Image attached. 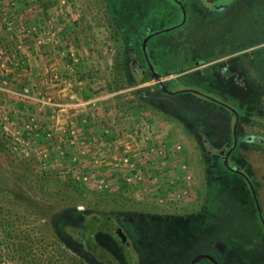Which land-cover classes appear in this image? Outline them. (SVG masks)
<instances>
[{"label":"rangeland","instance_id":"obj_1","mask_svg":"<svg viewBox=\"0 0 264 264\" xmlns=\"http://www.w3.org/2000/svg\"><path fill=\"white\" fill-rule=\"evenodd\" d=\"M60 1L0 0V264H100L73 234L93 216L109 218L96 239L121 264H264L250 188L221 169L236 112L228 164L252 182L264 219V0H67L57 21ZM156 31L146 51L174 93L130 69L127 54L141 58ZM146 119L182 145L194 187L186 203L142 198L113 169L110 154ZM129 162L146 181L149 162ZM214 196L217 223L199 232L177 223L202 216Z\"/></svg>","mask_w":264,"mask_h":264},{"label":"built area","instance_id":"obj_2","mask_svg":"<svg viewBox=\"0 0 264 264\" xmlns=\"http://www.w3.org/2000/svg\"><path fill=\"white\" fill-rule=\"evenodd\" d=\"M66 3L70 4L67 0L57 3L52 10L51 19L65 20ZM60 25H64V22ZM109 130L110 127L105 128L108 136ZM129 138L130 146L126 144L123 152L119 153L116 148L110 154L112 159L119 161L114 162L113 169L124 170L122 175L128 188L139 190L142 198L153 197L160 203H175V205L186 203L194 187L182 145L175 143L170 146L169 134L165 131V126L150 119L133 123ZM132 159L149 162L151 174L146 181L141 167L129 162ZM97 187L102 188V184L98 183Z\"/></svg>","mask_w":264,"mask_h":264},{"label":"trees","instance_id":"obj_3","mask_svg":"<svg viewBox=\"0 0 264 264\" xmlns=\"http://www.w3.org/2000/svg\"><path fill=\"white\" fill-rule=\"evenodd\" d=\"M153 65H154V68L158 71L157 64L155 61H153ZM209 67L210 66L208 65L205 67V69L209 68ZM214 70L215 69L212 67V69L211 68L209 69V72H210L209 74H208V71H204V72H206L205 74L210 76L211 79H214L215 78ZM181 71L182 70H180L179 72H181ZM171 85L172 86L170 88L178 87L177 82L172 83ZM155 87H159V85L155 84ZM117 88H120V86H117ZM238 112H239V114L243 113L242 111H238ZM250 114L251 113H247L246 116L251 118L252 115H250ZM261 137L258 138L259 141H257V145L264 147V137H262V138ZM246 142H247L246 144H248V145L251 144V142H249V141H246ZM251 145H253V144H251ZM221 169L222 170L225 169V170L229 171V169L226 168L224 166V164H222ZM221 171L218 172L219 175L225 177L226 175ZM231 172H233V171H231ZM233 173H234V175H232V176H236V178L239 177L242 179V176L240 174H237L235 172H233ZM249 196H251V193ZM212 199H213V203L215 202L214 203L215 205H213V204L208 205L206 210H204V212H203L204 214L202 216L199 213L197 215H193L195 218L192 216L188 219L179 218V219H177V223H179L181 226H186V229H188V230L196 231V232H199L201 229H204L206 227L207 228L210 227L215 222L217 223L218 218L222 217L221 215L223 213L224 207H223V204L221 203V199L219 197L214 196V197H212ZM250 199H251V202L253 204V207H255V205L253 203L254 199L252 200V196L250 197ZM79 214H81V213H79ZM258 218H259V216H258ZM175 220L176 219H173L172 221H175ZM258 223L260 225V228L264 231V226L261 223L260 218L258 219ZM110 224L111 223L107 217L93 216V217L85 220V222L81 221L79 225H72V226H75V229L73 230V234L76 237V239H78V242H76L77 246L80 248L82 254L91 258V260L93 262H97L100 264H121L116 258H114V256L110 253V251H108L102 245H100L96 239V234L102 233V232L103 233H109L110 232L109 231V225ZM66 225H68V223H65V222H64V224L62 223V230L64 229L63 227ZM261 260H263V258Z\"/></svg>","mask_w":264,"mask_h":264},{"label":"water","instance_id":"obj_4","mask_svg":"<svg viewBox=\"0 0 264 264\" xmlns=\"http://www.w3.org/2000/svg\"><path fill=\"white\" fill-rule=\"evenodd\" d=\"M183 14H184V10H183ZM165 30H168V29H165ZM161 31H156V32H150L148 33L143 41H142V49L144 51V56H145V60L148 64V66L150 67V71L152 73V76L154 78V83L159 85L164 91L166 92H170L166 86H165V83L162 79H160V76L158 74V72L156 71V69L154 68L153 64L151 63L149 57H148V54H147V51H146V45H147V42L148 40L154 36L155 34L159 33ZM196 92V90H193ZM177 92V91H175ZM235 115H236V120L234 122V125H233V130H232V133H233V143H232V146L231 148L226 152V154L224 155L223 157V163L226 167H228L229 169L239 173L240 175H242V177L246 180L249 188H250V191L252 193V196H253V199L255 201V204H256V208H257V213H258V216L262 222V224L264 225V219H263V216H262V212H261V208H260V205H259V202H258V199H257V196H256V192L254 190V187H253V184L252 182L250 181V179L248 178V176L243 172L241 171L238 167H232L228 164V155L230 153V151L232 150L233 147H235L236 143H237V135H236V127H237V119H238V115L237 113L235 112Z\"/></svg>","mask_w":264,"mask_h":264},{"label":"flooded vegetation","instance_id":"obj_5","mask_svg":"<svg viewBox=\"0 0 264 264\" xmlns=\"http://www.w3.org/2000/svg\"><path fill=\"white\" fill-rule=\"evenodd\" d=\"M179 1V3H177V4H180V3H182L183 1L182 0H178ZM177 2V1H176ZM148 34V33H147ZM146 34V35H147ZM145 35V36H146ZM144 36V37H145ZM144 37H143V39H144ZM143 41V40H142ZM149 41V40H148ZM148 43V42H147ZM140 48L142 49V43H141V46H140ZM147 54H148V52H147ZM128 56V59H130V69H131V71H132V73L133 74H135V75H139L140 77H145L148 73H150L151 75H152V73H151V71H150V67L148 66V64H147V62H146V60H145V56H144V51H143V49H142V53H141V58H139L138 57V55L136 54V53H128L127 54ZM148 57H149V59H150V61H151V63L153 64V59H152V57L150 56V55H148ZM154 66V65H153ZM157 71V70H156ZM160 87V86H159ZM161 88V87H160ZM162 89V88H161ZM167 93H174V92H167ZM197 95H199L198 94V92L196 93ZM232 137H233V135H232ZM203 140H201V143L203 144ZM224 154H226V151L225 152H223ZM229 156H230V153H229V155H228V160H229ZM223 157H224V155H223ZM228 168V167H227ZM229 169V168H228ZM231 170V169H230ZM233 171V170H232ZM239 174V173H238ZM109 219V218H108ZM110 221V220H109ZM114 226H116L115 224H114ZM120 230V229H119Z\"/></svg>","mask_w":264,"mask_h":264},{"label":"crops","instance_id":"obj_6","mask_svg":"<svg viewBox=\"0 0 264 264\" xmlns=\"http://www.w3.org/2000/svg\"><path fill=\"white\" fill-rule=\"evenodd\" d=\"M43 48L51 49L50 46H45V45L42 47V49H43ZM29 63H30L31 65L39 66V67L42 68L43 65H47L49 62H47L45 58H41V57H39V59H35L34 57H32V58H30ZM57 64H58V63H57ZM57 94H59V93H57ZM58 112H60V111H58ZM60 115H61V117H60ZM58 116H59V119H58V121H57V123H58L57 126H59V128H60V127H61V128H64V127L66 126V124H67V120L65 119L66 117H63V114H62V113H59Z\"/></svg>","mask_w":264,"mask_h":264}]
</instances>
